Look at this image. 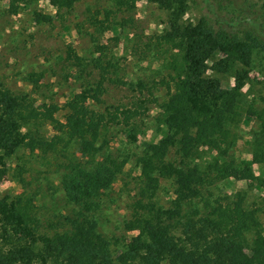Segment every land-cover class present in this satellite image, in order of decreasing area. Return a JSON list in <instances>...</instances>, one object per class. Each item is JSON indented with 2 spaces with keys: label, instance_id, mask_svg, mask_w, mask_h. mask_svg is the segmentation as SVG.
<instances>
[{
  "label": "trees",
  "instance_id": "obj_1",
  "mask_svg": "<svg viewBox=\"0 0 264 264\" xmlns=\"http://www.w3.org/2000/svg\"><path fill=\"white\" fill-rule=\"evenodd\" d=\"M48 1L59 12L78 0ZM136 1L114 4L133 9ZM148 1L166 14L165 28L150 36L146 46L154 42L157 51L169 53L167 73L157 81L131 83L139 93L132 105L104 112L89 107L88 100H102L106 79L126 84L106 77L113 64L102 65L98 56L92 60L98 79L65 101L63 120L55 116L57 103H37L30 94L0 84V177L7 172V157L19 149L54 154L64 158L59 165L69 171L61 184L73 205L56 224L43 227L32 195L0 197V264H264L259 209L244 206L241 193L210 203L203 194L208 175L193 163L201 154L215 152L225 160L215 159L216 177L234 179H253L250 165H264V105L259 109L243 105V88L252 82L253 57L264 51V0H255L262 9L256 16L252 9L234 13L221 0H203L202 8L208 1L209 14L194 22L184 20L190 0ZM33 14L36 22L52 20L49 13ZM66 58L81 65L72 48H67ZM30 78L37 80L33 73ZM227 78L233 83L223 86L221 81ZM158 85L165 89L159 102L165 130L137 157L138 196L125 221V228L136 233L113 252L94 214L126 159L103 150L107 133L111 125L131 126L128 137L134 140V120L144 116L149 103L158 102L154 95ZM242 119L256 121L257 130L250 142V161L238 166L227 156L236 142L234 128ZM46 124L53 131L49 137L42 131ZM72 146L76 153L70 151ZM171 149L174 160L167 158ZM160 179L173 186L167 207L154 199Z\"/></svg>",
  "mask_w": 264,
  "mask_h": 264
},
{
  "label": "rangeland",
  "instance_id": "obj_2",
  "mask_svg": "<svg viewBox=\"0 0 264 264\" xmlns=\"http://www.w3.org/2000/svg\"><path fill=\"white\" fill-rule=\"evenodd\" d=\"M221 1L234 13L252 9V15L256 16L262 11L255 0ZM207 4L202 8L203 0H190L184 20L194 22L201 14L208 15ZM34 11L49 13L52 20L36 22ZM165 26V12L148 0H137L133 9L119 8L114 0H78L71 9L59 12L48 0H0V84L11 91L30 94L37 103H57L59 109L55 116L63 120L67 112L63 106L65 101L98 79L99 70L92 61L98 56L102 65L107 61L113 64L106 77L120 78L126 84L106 79L102 100H88L89 107L104 112L117 105L130 106L139 95L131 83L138 79L157 81L167 73L169 53L157 51L154 42L146 46L150 36L161 33ZM67 48L81 57L79 68L73 59L66 58ZM251 69L252 82L243 88V105L259 109L264 105V51L255 53ZM32 73L37 79L35 83L30 78ZM221 83L228 86L233 80L227 78ZM154 95L158 102L149 103L144 116L134 120V140L128 137L131 126L111 125L107 133L108 143L103 150L126 159L111 187L101 195L100 206L94 214L98 230L110 241L113 252L122 249L125 240L136 233L125 228V221L132 215L138 196L137 157L165 130L159 108V102L165 98L163 86L158 85ZM256 130V121L240 120L234 128L236 142L229 148L227 159L234 160L238 166L249 162L253 153L250 142ZM42 131L46 137L53 133L49 124L44 125ZM70 151L76 153V147H70ZM167 158L176 159L173 149ZM215 159L219 163L225 161L209 151L193 161L208 175L205 198L214 203L241 193L244 206L259 209V228L264 231V165H250L255 175L253 179L217 178V172L212 169ZM63 160L51 153L42 155L37 151L17 150L6 159L7 172L0 177V186H6L0 187V197L19 193L32 195L35 216L42 226L56 224L57 218L73 206L65 198L61 184L62 177L69 173L59 165ZM172 188L170 180L160 179L155 201L167 207L173 197Z\"/></svg>",
  "mask_w": 264,
  "mask_h": 264
},
{
  "label": "clouds",
  "instance_id": "obj_3",
  "mask_svg": "<svg viewBox=\"0 0 264 264\" xmlns=\"http://www.w3.org/2000/svg\"><path fill=\"white\" fill-rule=\"evenodd\" d=\"M3 186H6V185H3ZM3 186H0V187H3Z\"/></svg>",
  "mask_w": 264,
  "mask_h": 264
}]
</instances>
